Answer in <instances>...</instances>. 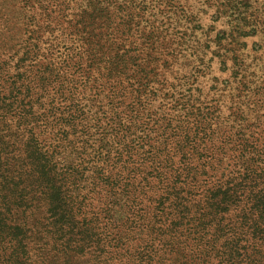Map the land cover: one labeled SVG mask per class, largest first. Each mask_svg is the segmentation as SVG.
<instances>
[{
    "label": "trees",
    "instance_id": "16d2710c",
    "mask_svg": "<svg viewBox=\"0 0 264 264\" xmlns=\"http://www.w3.org/2000/svg\"><path fill=\"white\" fill-rule=\"evenodd\" d=\"M42 1L0 0V264H77L92 241L111 246L91 264H264V77H239L249 104L217 130L220 102L159 72L150 4L181 0Z\"/></svg>",
    "mask_w": 264,
    "mask_h": 264
},
{
    "label": "rangeland",
    "instance_id": "374dc122",
    "mask_svg": "<svg viewBox=\"0 0 264 264\" xmlns=\"http://www.w3.org/2000/svg\"><path fill=\"white\" fill-rule=\"evenodd\" d=\"M5 3L1 2L2 5ZM151 3L155 17L169 26V44L174 50L171 64L167 69L160 66L159 72L179 78L184 93L191 88L190 93L198 97L197 105L203 106L212 98L220 102L217 104L220 115L217 130H227L233 124L235 106L241 105L245 109L249 104L248 98L238 90L239 77L245 74L248 79L255 77L256 82L264 77V0H181L175 2L173 8L160 2ZM158 3L166 6L164 11ZM171 104L170 100H157L154 109L160 114L170 112ZM69 158L74 159L75 154ZM91 174V170H86L87 179L82 183L85 194L92 188ZM88 196L91 199L84 217L92 225L93 210L97 212L96 208L105 198L93 196V192ZM108 225L102 220L99 225L91 226L89 236L93 239L95 232V238L103 239L106 231L103 227ZM104 241L109 242L108 239ZM91 244L90 253L77 264L99 262L111 246L93 245V241ZM64 262L62 258L58 264H68Z\"/></svg>",
    "mask_w": 264,
    "mask_h": 264
}]
</instances>
